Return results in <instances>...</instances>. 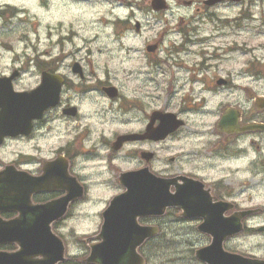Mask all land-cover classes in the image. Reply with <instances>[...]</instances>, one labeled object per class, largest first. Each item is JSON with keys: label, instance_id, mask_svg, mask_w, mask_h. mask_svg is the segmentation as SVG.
<instances>
[{"label": "clouds", "instance_id": "1", "mask_svg": "<svg viewBox=\"0 0 264 264\" xmlns=\"http://www.w3.org/2000/svg\"><path fill=\"white\" fill-rule=\"evenodd\" d=\"M0 82L27 97L55 84L26 131L0 134V178L40 180L62 161L79 188L28 194L31 208L64 201L47 222L60 245L51 264H105L94 249L107 213L139 174L173 198L195 186L238 227L218 237L206 213L164 203L133 215L140 231L116 264H214L200 255L213 247L264 264V0H0ZM22 215L0 210V223ZM24 252L20 239L0 241V264Z\"/></svg>", "mask_w": 264, "mask_h": 264}, {"label": "water", "instance_id": "2", "mask_svg": "<svg viewBox=\"0 0 264 264\" xmlns=\"http://www.w3.org/2000/svg\"><path fill=\"white\" fill-rule=\"evenodd\" d=\"M50 85H46L45 91H49L47 97H50L53 93ZM44 92L38 96L30 97L33 109H40L44 104H47L43 101L46 98ZM18 107L24 111L25 100L23 96H19L17 100H13L7 106L9 109ZM124 182L128 184L130 193L126 197L119 198L107 213L108 224L104 232L106 242L94 249V256L104 257L105 264H116V257L126 245L128 234L133 230L140 231L135 229L132 222L133 215L136 213L158 212L164 203L182 202L188 209V216H199L206 213L208 215L206 228L216 232L218 237L220 234L229 233L238 227L237 223L230 225L225 221H221L217 217L219 209L213 208L209 204L204 206L202 197L190 195L187 187L182 189L177 197L173 198L168 196L166 184L157 183L158 181H154L144 174L128 175L124 178ZM5 185L9 190L16 192L14 197L6 199ZM29 186H38V184L30 183L24 179L21 180V183H18L16 179L0 178V204H3L0 210L8 209L7 205L26 209L27 207L24 204H18L16 198H27ZM77 192L76 190V195ZM63 204L64 201H60L35 209L41 215V217L36 218L37 222H25L23 214L21 220L15 222L14 225L0 224V241L20 239L25 246L24 253L8 258L9 264H26L23 257L28 253L44 252L49 257L47 264H51V261L59 256L60 245L48 234L47 222L62 212ZM200 255L202 258L213 259L214 264H242L236 258L220 253L218 247L208 249Z\"/></svg>", "mask_w": 264, "mask_h": 264}, {"label": "flooded vegetation", "instance_id": "3", "mask_svg": "<svg viewBox=\"0 0 264 264\" xmlns=\"http://www.w3.org/2000/svg\"><path fill=\"white\" fill-rule=\"evenodd\" d=\"M5 84L6 82H0V103L6 105L9 104L8 94L11 93V90L10 88H7ZM32 115L34 114L31 108H26L24 111L16 108H6L5 113L0 114V134L5 132L15 134L17 131H26L28 118ZM51 168L56 169L63 176L65 175L62 161L52 165ZM9 174L13 176L25 177V175L15 174L11 172V170H9ZM60 184H63V182L61 181Z\"/></svg>", "mask_w": 264, "mask_h": 264}]
</instances>
